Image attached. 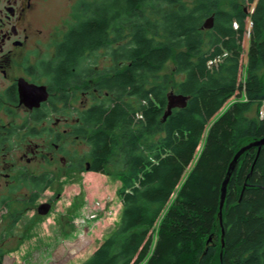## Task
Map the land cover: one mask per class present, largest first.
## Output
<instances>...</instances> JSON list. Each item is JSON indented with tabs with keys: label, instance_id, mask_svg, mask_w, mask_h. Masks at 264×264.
<instances>
[{
	"label": "trees",
	"instance_id": "16d2710c",
	"mask_svg": "<svg viewBox=\"0 0 264 264\" xmlns=\"http://www.w3.org/2000/svg\"><path fill=\"white\" fill-rule=\"evenodd\" d=\"M188 1L81 0L49 63L61 97L72 83L98 72L83 66L87 52L107 49L113 63L97 83L104 100L79 113L77 133L91 144L90 170H118L123 205L116 230L81 264H264V146L260 153L247 150L232 174L224 246L219 222L231 160L243 145L264 137V115H248L264 101V0H246L251 10L245 0ZM212 15L214 26L204 29ZM170 60L183 75L176 92L189 100L164 121L170 77L158 73ZM235 93L245 98L211 123ZM90 242L79 239L48 264L70 261ZM3 257L0 250V264Z\"/></svg>",
	"mask_w": 264,
	"mask_h": 264
},
{
	"label": "flooded vegetation",
	"instance_id": "af4514ba",
	"mask_svg": "<svg viewBox=\"0 0 264 264\" xmlns=\"http://www.w3.org/2000/svg\"><path fill=\"white\" fill-rule=\"evenodd\" d=\"M46 2L49 0H0V227L5 225L4 234L8 235L6 230L16 231V225L29 226L38 214L46 215L39 208L51 204L49 197L41 200L49 188V162L54 159L49 139L74 134L81 142L86 141L85 134L77 132L82 124L79 113L87 110L88 103L73 104L77 91L84 95L91 89L93 94L101 93L97 88L102 70L99 55L89 52L83 57V66L98 72L84 76L81 85L72 83L65 97L57 92L49 78V63L56 59V46L68 29L55 42L54 58L49 57L57 33L49 39ZM69 93L72 97L66 100ZM70 111L78 116L72 118ZM53 119L55 125L65 126L63 133L53 132L49 125ZM74 125L76 129L71 131ZM54 148L57 153L68 149L58 143ZM87 163L91 169V160L78 165L86 168Z\"/></svg>",
	"mask_w": 264,
	"mask_h": 264
},
{
	"label": "rangeland",
	"instance_id": "374dc122",
	"mask_svg": "<svg viewBox=\"0 0 264 264\" xmlns=\"http://www.w3.org/2000/svg\"><path fill=\"white\" fill-rule=\"evenodd\" d=\"M79 1L81 0H49L45 3V17L49 22V34L57 33L51 45L49 44V57L54 58L55 42L60 38L61 32L64 33L75 21L74 6ZM188 3L191 4V0ZM245 4L249 10L252 9L250 7L254 6V4L248 5L246 0ZM247 28H249V22ZM248 30L250 31L251 28ZM51 37L52 35L49 39ZM208 38L206 33L205 40L208 41ZM248 45L249 35L247 34L243 41L244 58L239 80L245 77L244 64L247 62ZM95 54L99 55V65L102 70L111 65L110 59L107 58V49L103 48ZM164 74H168L170 77L168 91L176 92L177 83L183 78V75L175 73L173 60L168 61L163 66L158 76ZM160 81V78L151 79L150 83ZM104 95V93L93 94L92 89L84 95L82 90H79L73 104L78 105L84 101L88 103L85 106L88 110L98 106L99 102L104 100ZM244 98L238 93L233 94L211 123L230 104ZM70 112L72 118L78 116L77 112ZM248 115L259 120L264 115V101L255 102ZM49 125L53 126L54 133H63L65 126L55 125V119ZM75 129L74 125L71 131ZM54 143L60 144L61 147L64 145L68 149L64 153H57ZM49 150L54 153V159L49 162V188L44 192L47 195L43 193L41 196L40 192L39 196H41V200L49 197L52 208L46 215L38 214L36 220L29 223V226L27 224H22L21 227L16 225V231L6 230L9 235L6 232L4 234L5 225L0 227V245H2L4 252L3 264H48L64 255L73 243L87 235L92 242L86 244L81 249L82 251L74 255L70 261L63 263L81 264L116 230L120 223L123 204L117 192L122 181L115 166L111 165L109 175L86 170L83 165H78L79 162L84 163L91 160V144L87 140L81 142L74 137V134L63 135L60 139L56 137L49 139ZM62 156L65 158L64 161L61 160ZM78 220H82L83 224L78 223ZM30 225L33 226L30 227ZM8 226L9 224L6 225V228Z\"/></svg>",
	"mask_w": 264,
	"mask_h": 264
},
{
	"label": "water",
	"instance_id": "95a60500",
	"mask_svg": "<svg viewBox=\"0 0 264 264\" xmlns=\"http://www.w3.org/2000/svg\"><path fill=\"white\" fill-rule=\"evenodd\" d=\"M251 25L252 24H250V28H251ZM213 26H214V16L212 15L205 20V22L203 24V28L208 30V29H211ZM167 99H168L167 108H166L164 115H163L164 121L172 114L173 109L186 107L188 100H189V97L184 95V94L171 91V92H168ZM263 146H264V137H262L260 139H254L251 142L243 145L236 152V154L234 155L233 159L231 160V162L228 166L225 178H224L222 185H221L220 205H219V222H220V226H221V230H222V234H221L222 246L225 245V229L223 226V208H224V204L226 201L228 185H229V182L231 180L232 174L237 167V164L239 162L240 157L247 150L254 148V147H257L258 153H260ZM86 168H87V170H90V164L89 163H87ZM50 209H51L50 203H49V205L42 204L39 208V212L41 214H47ZM211 240H212V236H210L207 243H210Z\"/></svg>",
	"mask_w": 264,
	"mask_h": 264
},
{
	"label": "built area",
	"instance_id": "2783aa9c",
	"mask_svg": "<svg viewBox=\"0 0 264 264\" xmlns=\"http://www.w3.org/2000/svg\"><path fill=\"white\" fill-rule=\"evenodd\" d=\"M234 27L235 28H237L238 27V23L237 22H234ZM249 28H250V21H249ZM248 28V29H249ZM248 35H249V33H248ZM221 59L220 58H216V59H214V60H210L209 61V65H212V64H214V63H217L218 61H220ZM78 223H82L83 224V221L81 220H78Z\"/></svg>",
	"mask_w": 264,
	"mask_h": 264
},
{
	"label": "bare ground",
	"instance_id": "6f19581e",
	"mask_svg": "<svg viewBox=\"0 0 264 264\" xmlns=\"http://www.w3.org/2000/svg\"><path fill=\"white\" fill-rule=\"evenodd\" d=\"M86 236H87V235H85V236H83V237H86ZM83 237H81V238H83ZM81 238H80V239H81Z\"/></svg>",
	"mask_w": 264,
	"mask_h": 264
}]
</instances>
